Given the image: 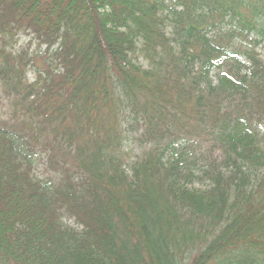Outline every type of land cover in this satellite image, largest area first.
Masks as SVG:
<instances>
[{
  "label": "trees",
  "instance_id": "1",
  "mask_svg": "<svg viewBox=\"0 0 264 264\" xmlns=\"http://www.w3.org/2000/svg\"><path fill=\"white\" fill-rule=\"evenodd\" d=\"M0 264H264V0H0Z\"/></svg>",
  "mask_w": 264,
  "mask_h": 264
},
{
  "label": "rangeland",
  "instance_id": "2",
  "mask_svg": "<svg viewBox=\"0 0 264 264\" xmlns=\"http://www.w3.org/2000/svg\"><path fill=\"white\" fill-rule=\"evenodd\" d=\"M31 38L27 37L26 35H21L18 45L23 47L28 43L32 44V47H35L36 42H29ZM128 149L132 156L140 155L143 150V147L137 142L136 137H131L128 142ZM34 160V158H33ZM35 165H36V175L42 179L49 178V172L45 169V161L43 160L42 156H38L35 158ZM65 224L69 225L70 227H76L74 221L72 219H64L63 221Z\"/></svg>",
  "mask_w": 264,
  "mask_h": 264
}]
</instances>
